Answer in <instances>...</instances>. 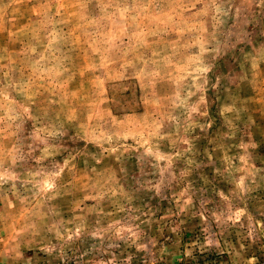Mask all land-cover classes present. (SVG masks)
Masks as SVG:
<instances>
[{
    "label": "rangeland",
    "instance_id": "374dc122",
    "mask_svg": "<svg viewBox=\"0 0 264 264\" xmlns=\"http://www.w3.org/2000/svg\"><path fill=\"white\" fill-rule=\"evenodd\" d=\"M0 264H264V0H0Z\"/></svg>",
    "mask_w": 264,
    "mask_h": 264
}]
</instances>
